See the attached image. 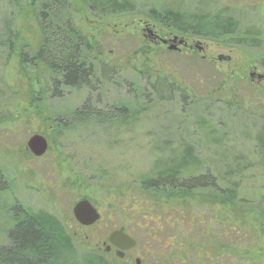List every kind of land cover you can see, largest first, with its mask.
Returning <instances> with one entry per match:
<instances>
[{"label":"rangeland","instance_id":"obj_1","mask_svg":"<svg viewBox=\"0 0 264 264\" xmlns=\"http://www.w3.org/2000/svg\"><path fill=\"white\" fill-rule=\"evenodd\" d=\"M99 1L104 0H0V246L9 245L12 213L20 206L40 215L39 225L54 241L49 242L56 251L52 264H65L72 253L74 264H82L83 256L97 254L94 243L123 223L136 241L132 255H141L140 264H264V175L254 161L256 137L264 133V0H126L132 6L128 14L96 24L93 12L108 6ZM42 3L58 6L61 17L69 16L93 37L96 57L114 75L110 81L90 90L53 87V70L34 58L44 44L38 22ZM89 3L94 8L86 14ZM168 7L231 17L237 35L254 36L257 45L189 34L178 35L205 51L179 53L157 45L146 28L162 37L174 33L152 21L150 10ZM156 77L178 88L171 91L172 100L159 101L153 94L150 81ZM145 84V95L132 100L135 85ZM119 103L138 109L134 121L100 123L96 116L68 128L52 121L82 106L110 111ZM37 133L47 139L48 150L35 157L26 142ZM184 146L191 147L200 166L194 175H212L222 188L237 183L236 201L223 205L205 193L170 206L142 188V177L159 159L177 153L173 163L181 162ZM184 159L193 163L188 155ZM249 162L245 172L224 177L229 167L245 169ZM84 198L102 213L95 227H82L71 213ZM184 213L198 226L184 222ZM181 222L193 248L184 259L172 247ZM52 227L54 237L64 240H52Z\"/></svg>","mask_w":264,"mask_h":264},{"label":"trees","instance_id":"obj_2","mask_svg":"<svg viewBox=\"0 0 264 264\" xmlns=\"http://www.w3.org/2000/svg\"><path fill=\"white\" fill-rule=\"evenodd\" d=\"M65 1L66 0H63L62 3L64 4ZM98 3H101V6L103 4H107L108 6L107 9L101 7L93 12L95 15L97 14V17H95L96 24L103 21L108 22L111 17L114 18L128 14L132 9V6L130 7L131 3L126 0H104ZM42 5V14L38 22L42 37L44 38V44L38 48L34 58L48 66L49 71L53 70L52 72L54 75L50 76L49 81L53 87H56L60 83L74 90H79L81 88L90 90L95 88V86L100 88L103 82L110 81V78L114 77V75L111 76L108 66L103 63L101 59L96 57V51L91 41L93 37L79 30L77 26L75 27L69 16L65 15V17H61L59 15L58 6L52 8L50 5H45V3H42ZM92 7L93 4L89 3L87 9L84 8L85 13L87 14V12H90ZM150 12L152 21L166 27L170 33H177L180 35L189 34L204 38L209 37V39L217 42L225 40L237 45H242L243 43L249 44L250 46L257 45L254 36L240 37L237 35V21L231 17L196 16L188 12L184 13L173 10L170 7L164 8L162 11L153 8ZM49 43H51L49 46L50 51L47 49ZM150 50V48H147V52ZM260 62L261 66L264 68V59ZM150 87L159 101L172 100L171 91H176L178 89L175 88L173 82L164 77H156V79L150 81ZM145 88L146 84L142 88L135 85V94L132 100H135V97L139 99V97L141 98L144 96ZM138 89L141 90L140 94H136L139 92ZM163 89L168 91V95H162ZM194 103L198 104L196 101H194ZM129 105L130 104L127 103L114 104L110 111H100L93 107L89 109L86 106H82L79 109L72 110L69 114H63L62 116H66L64 118L59 116V114L53 116L52 121L57 128H68L70 124L81 125L91 119V117L96 116L101 119L98 120L100 123L114 120L115 123H125L127 120L134 121L135 117L133 115H135L138 110L136 108L129 109ZM191 108H193V106L190 107V109ZM199 120L202 122L206 121L203 118ZM202 125L205 124L202 123ZM208 131L213 133L215 130L209 129ZM256 139H258V144H255L254 161L264 175V133H259ZM180 153L185 154V156L188 155L193 163L190 164V162L184 159L185 156H183L181 162L177 161V163L174 164L173 162L176 161L177 153H173L167 160L159 159L149 175L145 178L142 177V188L161 198L164 197V199L167 200V204L170 206H172L170 204L172 202L183 204L192 197L194 198L197 194L202 195L205 193H207L213 201L223 205L231 204L237 200V183L227 182L225 188H222L219 182H217L216 177L214 178L212 175H202L201 173L194 175L193 173L198 171L200 166L195 163L194 153H192L191 147L184 146ZM166 162L172 164L167 165ZM243 166L244 165H242V168L229 167L226 169V172H224V177L230 179L229 176L240 175L242 172L248 170V168L252 166V163L249 162L245 169ZM171 210L175 212V209ZM15 216L16 221L24 218L22 215L17 216L16 213ZM28 216L29 222H20L9 232V238L11 240L8 246L0 249V264H52L56 251L54 250V245L52 247L49 246V242L51 243L54 241H50V238L48 239L47 235L49 232L42 229V226L39 225L40 215L29 212ZM185 216L186 213L182 214L183 219ZM185 218L184 222L191 224V227L198 226L195 222L196 218L194 219L190 216H186ZM190 218L194 222L190 221ZM184 222H181L180 225L177 224V231H179L180 234L175 236L177 241L172 244L173 249L177 247L179 253L183 254L182 259L186 258V256H190L192 254L191 252H193L191 243L186 240V235H184V232L186 230L188 231V228L183 227ZM50 233L52 240H55L57 237H54V227L50 229ZM64 238V236H58L57 239L61 241L64 240ZM74 257L75 255L72 253L67 257L66 262H63H65V264L73 262L74 264ZM82 258H84L83 264H98L96 257L90 254H86V256Z\"/></svg>","mask_w":264,"mask_h":264},{"label":"water","instance_id":"obj_3","mask_svg":"<svg viewBox=\"0 0 264 264\" xmlns=\"http://www.w3.org/2000/svg\"><path fill=\"white\" fill-rule=\"evenodd\" d=\"M147 32L151 35L152 39L158 38L157 34H153L152 31L149 28H146ZM163 44L167 43L168 44V49L169 50H177L178 44H183V39L179 38L178 35L172 37L169 40H161ZM195 48L197 50H201L203 46L198 42V44L195 45ZM223 57L222 55L219 56L218 58L221 59ZM253 75V74H251ZM259 77H262V75H258ZM26 142V148L30 150V152L35 156H41L47 152L48 148V141L47 139L37 133V134H32L27 138ZM72 214L75 217L76 221L81 224V225H93L99 218H100V213H98L97 208L93 206L91 202H89L88 199H80L75 202L73 209H72ZM110 241L114 245H116L120 249H130L131 247H134L135 244V239L123 232L122 228H119L118 230H114L110 233ZM121 252H118L117 255L120 256ZM138 264V260L136 262Z\"/></svg>","mask_w":264,"mask_h":264},{"label":"flooded vegetation","instance_id":"obj_4","mask_svg":"<svg viewBox=\"0 0 264 264\" xmlns=\"http://www.w3.org/2000/svg\"><path fill=\"white\" fill-rule=\"evenodd\" d=\"M176 35H178V34H176ZM176 35L175 34H167L165 37H162L160 34H158V38L152 39V42L156 43L157 45L160 44L162 46H166L168 48V44L167 43L163 44L161 42V40H165V39L169 40V39H171L172 37H174ZM179 38H181V37L178 35V39ZM182 39H183V44H178L177 43L178 48H177L176 52L178 51L179 53H182V52L188 51V49L195 48L193 43L188 42V40L185 39V38H182ZM205 49H206V47L203 46V48L201 50H199V51L197 50V51L198 52H203V51H205ZM202 57H203V59H205V58L207 59V56L204 55V54L202 55ZM251 74L254 75L255 73H251ZM72 209H73V207H72ZM97 211H98V213H100V218L93 225H85L86 227H95L96 223L99 222L102 219V213L98 209H97ZM15 213H16L17 216L18 215L24 216V218H21V220H19V221L17 220L16 221L15 220V217H16ZM71 213H72V210H71ZM12 217H13L12 218L13 220H12V223H11V225H12L11 231H12L13 227H15L16 224H19L20 222H29L28 213L25 210H22V208H20V206H16L14 208V212L12 213ZM79 225H81V224H79ZM81 226L85 227L84 225H81ZM119 228H122L123 232L125 234L133 237L131 235V233H129L128 225L126 223H123V224L119 225L118 227L110 230L108 232V234H106V236L104 238L98 239L94 243V246L96 248L97 254L93 255V257H96V261L98 262V264H111L110 262L107 263V261H106L109 258L110 259L113 258V259L117 260L118 262H123L124 264H136V262L138 260V264H140V262L142 260L141 255H139V253H137V252L133 253V255H132V251L137 247L136 241H135L136 245L134 247H131L130 249H120L116 245L111 243V241H110V235L111 234L110 233L112 231H114V230H118ZM87 240L90 241L89 238ZM4 247L5 246H0V249H3ZM118 252H121L120 256L117 255Z\"/></svg>","mask_w":264,"mask_h":264}]
</instances>
